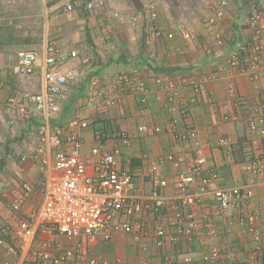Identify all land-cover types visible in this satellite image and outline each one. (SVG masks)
Wrapping results in <instances>:
<instances>
[{
	"label": "crops",
	"instance_id": "0c3cea01",
	"mask_svg": "<svg viewBox=\"0 0 264 264\" xmlns=\"http://www.w3.org/2000/svg\"><path fill=\"white\" fill-rule=\"evenodd\" d=\"M263 6L264 0H227L223 19L217 21L216 0H0V220L13 230L0 244V263L32 264L28 259L34 249L45 248L57 255L74 247V242L57 233L55 240L43 247L49 233L37 216L48 165L42 167L33 151L41 113L32 103L27 105L28 116L7 107L9 96L42 90L44 57L53 48L65 56L56 65L63 72L73 73L75 79L68 83V95L58 101L51 121L54 128L66 126L71 118L88 121V127L78 129L82 158H89L97 144L108 150L120 148L116 166L132 174L135 192L141 198L154 187L149 170L152 163L169 154L183 159L177 170L171 162L158 165V176L166 183L159 188L166 205L156 210L146 208L133 216L131 220L143 224L144 232L134 228L130 234L118 232L111 238L98 234L82 251L83 257L97 255L111 264L119 259L127 264H182L183 256L190 255L193 264H225V257L232 254L237 264H245L257 244L259 259L254 264H264V233L257 243L239 221L244 214L257 213L255 227L264 231V135L260 132L264 130V78H252L233 68L217 69L232 48L253 40L247 15ZM150 12L162 29L158 37L151 33L147 20ZM131 17L137 18L135 24L130 23ZM178 24L193 36L186 44L178 34ZM169 32L175 34L172 39L167 38ZM218 33L229 39L224 45H217ZM25 51L36 53V69L30 76L16 75L11 67ZM71 51L77 52L75 57H70ZM135 66L142 70L148 85L145 94L129 86L111 107L88 102L85 93L92 78L102 81ZM156 76L166 81L193 78L201 83L196 101L188 104V114L179 123L182 129L188 125L197 131L196 143L176 140L170 132L168 93L154 82ZM230 85L233 95L228 91ZM192 95L188 86L177 88L179 98L189 100ZM241 99L246 113L239 105ZM223 115H237L238 120L224 121ZM254 116L262 120L251 130L248 121ZM11 117L15 122L9 125ZM140 125L158 126L160 131L144 134L138 131ZM104 131L126 134L129 145L122 146L118 138L100 140L97 135ZM219 136L226 137L229 144L220 146ZM22 155L26 159L22 160ZM199 156L205 163L192 177L189 193L197 194L200 181L217 172L218 178L208 184L209 191L219 186L246 187L252 193L249 203L243 206L234 201L222 212L211 192L202 194L185 208L203 221H198L201 224L192 238L178 236L173 241L166 237L156 246L154 228H169L180 205L178 172L193 165ZM251 160L257 162L260 172L246 170ZM24 183L32 188L27 197L23 195ZM207 225L215 228V235L207 234ZM25 228H30L31 235L17 238L15 231ZM169 233L175 234L172 229ZM212 246L218 248L221 257L215 263H205L202 255Z\"/></svg>",
	"mask_w": 264,
	"mask_h": 264
},
{
	"label": "built area",
	"instance_id": "2783aa9c",
	"mask_svg": "<svg viewBox=\"0 0 264 264\" xmlns=\"http://www.w3.org/2000/svg\"><path fill=\"white\" fill-rule=\"evenodd\" d=\"M41 1L45 2V0ZM216 4L217 9L214 16L218 21L223 19L222 8L227 5V0H216ZM88 7H91V3L88 4ZM67 9H71L70 5L67 6ZM147 20L151 24L152 35L160 36L162 29L156 22L153 12L149 13ZM129 21L131 24H135L137 18L131 17ZM247 23L252 30L253 40H244L232 48L230 53L219 62L217 69L224 71L233 68L247 73L252 78H264V6L251 10L247 15ZM177 30L184 44L193 37L190 32L183 30L181 24L177 25ZM174 35L173 32H169L167 38L172 39ZM260 35H263L262 39H260ZM227 40L229 39L226 36L216 34L217 45H224ZM47 52L44 57L42 72V90L36 94L23 93L9 96L7 107L8 109L14 108L21 116H28L27 105L32 103L34 109L41 113V121L36 128L33 151L42 167L48 165L43 187V203L37 216L38 220L45 226V231L49 233L48 240L43 244V247L55 240L54 235L56 233L64 236L67 241L74 242V247L69 246L57 255L45 248L34 249L28 261L32 264H111L101 256L83 257L82 251L87 250V245L93 243L98 234H102L105 238H111L114 233L118 232L130 234L134 228L144 232L143 224L131 220L133 216L143 213L146 208L156 210L166 205V199L159 190L166 183L158 176V165L171 162L177 170L180 168L183 159L169 154L159 162L152 163L149 170L154 187L148 196L141 198L135 192L132 174L116 166L115 157L120 154V148L108 150L102 144H97L91 148L89 158H82L80 153L82 142L78 129L88 127V121L77 117L71 118L66 126L55 128L51 121L53 113L58 109V101L66 99L68 83L75 77L73 73L63 72L56 65L57 62L65 58L64 55L62 56L53 48H49ZM76 53V51H71L70 57H75ZM37 59V55L33 51L20 52L11 70L16 75L30 76L36 69ZM141 72L142 70L135 66L102 81L94 77L90 80V90L85 93L86 99L88 102L99 101L102 107H111L118 102L119 95L127 91L126 88L129 86L134 92L145 94L149 88L146 80L142 78L144 76ZM154 82L168 93L167 111L171 115L170 132L174 138L180 141L188 139L196 143L197 131L188 125L182 129L179 123L188 114V104L196 101V96L202 89L201 83L193 78L184 77L178 81L176 78L166 81L165 78L159 76L154 78ZM180 86H188L193 97L189 100L179 98L177 88ZM228 91L231 95L234 94L232 85L229 86ZM142 101H145V98ZM239 105L244 108L245 113L248 112L244 100H239ZM223 120L234 122L238 120V117L237 115H223ZM261 120L262 118L251 117L248 121L250 129L255 130L256 122ZM14 122L12 117L7 121L9 125ZM138 131L144 134L157 133L160 128L158 126L140 125ZM260 132L264 135L263 129ZM97 137L100 140L118 138L122 146H128L130 143V138L119 131H104ZM218 144L220 146L228 145L229 140L224 136H219ZM26 157V155H22L21 159H26ZM204 163L205 158L199 156L189 168L179 170V189L182 191L179 198L180 205L177 207L169 228L163 226L154 228L156 246H161L166 237L173 241H177L178 236L185 240L192 238L193 232L203 221L196 219L194 213L186 212L185 208L195 203L202 194L211 192L222 212H225L234 201H238L243 206L248 205L252 195L249 188L236 185L219 186L209 191L208 184L211 180L218 178L217 172H211L209 178L200 181L197 194L189 193L192 177L200 173ZM88 166H91L90 172ZM260 169L257 162L253 160L246 166V170L252 173H258ZM22 187L23 195L29 196L32 190L31 185L24 183ZM21 201L22 199L19 200V202ZM14 207L17 208L18 205L15 204ZM121 215H123L122 220L115 219L116 216ZM258 218L257 213H247L239 219L240 223L246 227L248 234L257 243L264 233L255 227ZM206 227L208 235L216 234L215 228L211 225ZM170 229L175 234L169 233ZM12 231L0 220V244L4 243V238L10 236ZM15 234L17 238L23 239L31 235V230L25 228L15 231ZM9 247L12 248V246ZM259 249V245L256 244L251 252L250 261L245 264L257 262ZM220 257L218 248L212 246L202 255L201 260L205 263H215ZM181 260L182 264L194 263L190 255L183 256ZM225 262V264H237L232 254L225 257ZM0 264L7 263L1 262ZM113 264H127V262L119 259Z\"/></svg>",
	"mask_w": 264,
	"mask_h": 264
},
{
	"label": "trees",
	"instance_id": "16d2710c",
	"mask_svg": "<svg viewBox=\"0 0 264 264\" xmlns=\"http://www.w3.org/2000/svg\"><path fill=\"white\" fill-rule=\"evenodd\" d=\"M233 40H231V42H232ZM231 42H230V44H231ZM234 42V41H233ZM102 141H104L103 139H102Z\"/></svg>",
	"mask_w": 264,
	"mask_h": 264
},
{
	"label": "rangeland",
	"instance_id": "374dc122",
	"mask_svg": "<svg viewBox=\"0 0 264 264\" xmlns=\"http://www.w3.org/2000/svg\"><path fill=\"white\" fill-rule=\"evenodd\" d=\"M123 260V259H122Z\"/></svg>",
	"mask_w": 264,
	"mask_h": 264
}]
</instances>
